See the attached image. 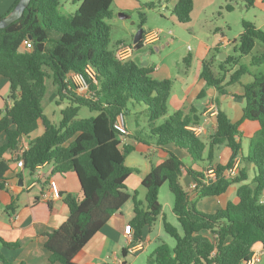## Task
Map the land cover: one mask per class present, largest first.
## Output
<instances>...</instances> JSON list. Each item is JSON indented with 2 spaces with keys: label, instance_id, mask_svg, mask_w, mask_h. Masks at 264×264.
<instances>
[{
  "label": "trees",
  "instance_id": "obj_1",
  "mask_svg": "<svg viewBox=\"0 0 264 264\" xmlns=\"http://www.w3.org/2000/svg\"><path fill=\"white\" fill-rule=\"evenodd\" d=\"M18 1L15 0L4 13L0 12V19L7 16ZM73 1H80L78 8L64 16L59 11L62 0H31L18 20L0 28V76L9 79L13 98L12 105L6 107L0 118V133L8 135L7 143L0 144V189L5 188L6 174L11 169L9 160L5 159L6 153H14L22 137L42 128L43 133L29 141L21 158L13 160L23 159L24 167L30 171L53 161L55 171H75L83 190L81 198L72 193L65 195L69 216L62 225L46 234L45 247L50 256L45 264H81L75 259L77 254L130 199L134 202V216L130 221L132 245L143 243L147 231L162 215L165 231L176 240L174 247L166 242L159 244L149 256L150 264H246L256 245L264 247V72L244 84L242 97L246 104L242 118L233 121L226 112L219 110L216 131L205 142L190 128L199 125V116L183 110L167 116L171 79L156 78L153 65L117 58L115 46L125 41H118L114 47L110 45L112 27L108 19L113 15L114 0ZM246 1L247 6L254 4V0ZM193 7L194 0H178L174 14L181 23H188ZM234 7L232 3L227 4L229 11ZM144 23L142 16L140 28ZM242 26L241 56L251 54L257 40L264 43V29L250 20H243ZM26 38L33 42L30 50L22 49ZM136 47H143L142 39ZM234 60L228 57L222 62V69L229 72L226 64H239V59ZM262 64L264 51L254 55L251 64L240 63L229 83L240 81L249 72V65ZM89 67L95 71V80L87 71ZM72 73L86 78L89 96L79 94L71 86L67 77ZM201 78L225 93L228 84H222V78L212 71L211 62H204ZM48 79L57 87L59 98L69 100L61 109L62 118L58 123L44 110ZM142 103L147 106L150 130L144 134L136 130L132 135L119 132L114 127L118 115L123 112L126 116L134 106ZM57 104L61 102L58 100ZM83 106L97 113L80 117ZM126 136L162 147L173 144L187 150L196 162L212 161L215 148L223 144L230 149L231 156L226 164L213 166L218 176L209 185L202 180L212 166L203 171L186 169L200 184L190 192L180 183L184 162L170 153L144 177L142 184L146 195L143 201L137 192L132 195L127 190L126 180L136 168L126 162L134 150V146L126 142ZM244 138L249 139L247 155L243 154ZM241 158L256 167L251 182H246L249 178L247 167H240L233 180L224 175L225 170ZM166 181L174 194L173 211L182 233L163 214L159 193ZM234 183L239 184L237 202L228 201L214 213L198 207L199 198L221 196ZM193 196L198 199L194 200ZM0 241L10 248L19 247V242H8L1 236ZM127 250L124 248L125 255ZM0 263L25 264L9 260L1 251Z\"/></svg>",
  "mask_w": 264,
  "mask_h": 264
},
{
  "label": "crops",
  "instance_id": "obj_2",
  "mask_svg": "<svg viewBox=\"0 0 264 264\" xmlns=\"http://www.w3.org/2000/svg\"><path fill=\"white\" fill-rule=\"evenodd\" d=\"M14 1L15 0H0V12L4 13L7 11ZM255 1L256 0H254V2ZM257 1H262L264 10V0ZM164 5L166 8L169 7L168 2H165ZM192 13L191 21L182 24H191L193 22ZM176 19L178 20L177 16ZM178 22L181 23L179 20ZM262 28H264V26H262ZM223 41H225L223 37L219 39L218 46L223 44ZM218 46L217 52L221 53V57H223L221 60H226L228 58V54ZM147 47V45H143L142 48H137L134 60L142 65L154 66V64L147 63L143 60V57H140L142 54H139V51ZM138 58H140V62L137 60ZM226 67L228 69V64H226ZM238 68V64L234 63L232 73H234ZM156 70H159V67L155 66V71ZM217 76L220 77V74ZM222 80L223 85L228 84L225 89V93L219 91L215 86L208 85V87L211 88L209 94H205L203 89L200 94L198 93L197 101L192 103L190 106H187L184 110L178 109L183 110L186 114L199 116V125L203 128V134L201 137L205 142H208L211 135L216 131V115L211 114L208 110V103L210 101L215 102L218 105L219 110L226 112L233 121L240 120L243 115L244 106L239 104V101L236 100L243 98L244 84H246V82L244 83L241 79L240 81L229 83L227 76L222 78ZM238 84L240 86L237 88L236 85ZM10 94L11 83L9 79L4 76H0V118L2 117L6 107L11 106L13 103V98ZM230 98L234 99L235 102H233V100H229ZM54 113L55 110H52L51 114ZM49 117L51 118V116ZM127 126L129 127L130 135L134 134L136 130H138L131 128L129 124H127ZM42 133V128L36 129L30 136L22 137L20 145L29 144L31 139L40 136ZM246 140L249 139L246 138ZM7 141V133L1 132L0 144H5ZM126 142L131 143L136 149L144 152V156L146 157L142 162L136 163L137 166L128 164V157L126 159L129 166L136 168V171L133 172L126 180L127 190L132 195L135 192L139 195L141 188L144 187L142 184L144 177L149 173L153 166L163 162L170 155V153L176 154L184 162L180 183L185 189H188V185L193 181L186 169L199 166L198 170L203 171L210 166H215L218 163L226 164L227 162L224 163V152L229 151L231 154L230 149L223 144L216 147L219 148V150L221 149L219 153L220 155L218 154V156H216L217 152L215 148L214 159L212 161L196 162L187 150L179 148L173 144L162 147L156 145L154 142H142L132 138L131 136L127 138ZM205 155L207 157V151ZM13 158H15L13 152L6 153L5 159L9 160L11 169L6 174L8 179L6 181L5 188L0 189V236L8 242H19V247L10 248L0 241V251L9 260L14 262H25V264H45L49 262L50 256L49 250L45 247V242L47 240L46 234L58 228L68 219L69 207L64 200L65 195L72 193L78 198H81L83 196L81 183L77 173L73 170L66 172L55 171V164L53 161L40 165L35 171H30L24 166L19 167ZM238 162L240 167H247L249 178L246 182H251L252 178L256 174L255 165L253 163H247L242 158L239 159ZM251 169L253 172H251ZM251 173H253V175H250ZM52 181H55L57 185L59 190L58 196L52 193ZM237 188V186L235 187L232 184L230 189L221 196H207L205 198L198 199V197H194V195L193 198L194 200L198 199L197 205L200 200L205 199L202 205L203 207L206 208L210 204L211 207L219 209L225 207L228 201H238ZM168 204L177 219V216L173 211L174 202L172 203L169 200ZM163 214L166 218H168L164 206ZM133 216L134 202L130 199L119 211L110 217L104 227H102L77 254L75 257L76 261L81 264H126V255L129 254L130 251L127 250L128 252L125 255L124 248L128 247L129 242L127 233L131 229L130 221ZM158 221L162 222L163 226V215ZM152 230L153 227L147 231V235L145 236V240L143 242V249L155 242ZM256 250H261L262 252L261 260L257 264H264L263 245H256ZM138 251L134 253H138Z\"/></svg>",
  "mask_w": 264,
  "mask_h": 264
},
{
  "label": "rangeland",
  "instance_id": "obj_3",
  "mask_svg": "<svg viewBox=\"0 0 264 264\" xmlns=\"http://www.w3.org/2000/svg\"><path fill=\"white\" fill-rule=\"evenodd\" d=\"M176 1L178 2V0H114L112 4L113 15L111 19H108V23L112 27L111 47H114L120 40H124L126 43H133V39L140 29L142 16L145 19L142 27L146 30L145 32L160 31L158 43L147 45L148 47L141 49L139 54H142L140 57H143V60L147 63L154 64V67H159V70L154 72L156 78H169L173 81L168 100L167 116L178 109L184 110L187 106L197 101V95L203 89L205 94H209L211 88L201 78L205 61L211 62V69L216 75L220 74L222 78L227 76L228 81L231 80L234 63L232 65L228 64L229 72L222 69L221 65L224 60L222 61L220 58L221 53L217 52L219 39L223 37L225 41L218 47L224 50L228 57L235 60L239 59L238 66L240 63L251 64L252 57L260 55L264 51V43L261 40L256 41L251 54L241 56L239 51V36L243 30V20L253 21L259 28L264 29L262 28L264 26L262 1L256 0L252 6H247L246 0H195L192 13L193 22L191 24H182L176 19L174 14ZM165 2L169 3L168 8L165 7ZM150 3L154 5L151 7L148 5ZM228 3H232L235 6L233 10L229 11L227 9ZM79 4L80 1L62 0L59 7L60 14L68 16L74 13ZM49 45L52 44L49 43ZM115 48L117 47L115 46ZM136 50L131 58L133 60L135 59ZM137 60L140 62V58ZM261 72H264V64L249 65V72L244 74L241 79L244 83H248L254 79L255 75H259ZM239 86V84L236 85L237 88ZM48 88L47 95L43 101L44 110L54 122H58L62 118L61 109L69 104V100L67 98L62 100L59 98L57 87L53 84L52 79H48ZM58 100L61 104H57ZM229 100L235 102L234 99L230 98ZM236 101H239V104L243 106L246 104L245 98H239ZM52 110H55L54 114H51ZM96 113L83 106L79 116L90 117ZM126 123L131 128L141 131L142 134L147 132L150 129L147 106L143 103L134 106L126 115ZM202 134L200 135L202 136ZM128 137L126 136V140ZM248 148L249 140L244 138V154L248 153ZM220 151L221 149L216 148V156H218ZM230 156L229 151L224 152V163L229 161ZM145 158L144 152L139 151L134 146V150L129 154L127 162L132 166H137L136 163L142 162ZM198 167L194 166V169L199 171ZM251 172H253L252 169ZM250 175H253V173ZM233 185L238 187V183ZM145 195L146 188L142 187L138 198L144 201ZM159 199L166 210L167 220L182 233V227L168 204L169 200L172 203L174 202V194L167 181L160 188ZM204 200L202 199L198 202V207L207 213H214L217 208L211 207L210 204L206 208L203 207ZM158 220L152 226L155 242L148 245L145 249L139 250L138 253L130 252L127 254L126 264H150L149 256L153 254L154 249L159 244L166 242L172 247L175 246V238L165 231L162 222Z\"/></svg>",
  "mask_w": 264,
  "mask_h": 264
},
{
  "label": "built area",
  "instance_id": "obj_4",
  "mask_svg": "<svg viewBox=\"0 0 264 264\" xmlns=\"http://www.w3.org/2000/svg\"><path fill=\"white\" fill-rule=\"evenodd\" d=\"M141 39L143 41V45H152L155 42L160 40V31H153V32H148V33L144 32ZM32 48H33L32 40L30 38L24 39L23 44H22V49L30 50ZM136 49H137L136 43L134 42L133 43H126V42L120 43L116 48V56L120 60L131 59ZM87 71L89 75L95 80V71L91 67H89ZM67 80L71 83V86H74L75 91H77L79 94L89 96V91H88L89 83L83 75L78 74V73H72L67 77ZM208 110L211 112V114L217 115L219 112V107L215 102L210 101L208 103ZM114 127L124 135L130 134L129 129L127 127V123H126V116L123 112L118 115L116 122L114 123ZM190 128H192L195 131V133L199 135L202 134L203 132V128L200 125L190 126ZM27 149H28V144L27 145L21 144L19 146V149H17L14 152L15 158H21L22 154ZM17 165L19 167H23L24 166L23 159H19L17 162ZM239 169H240V165H239V162L237 161L234 166L227 168L225 170L224 175L226 178L233 180L236 176H238ZM217 176H218L217 170L215 167L212 166L205 172L202 182L203 184L209 185L217 179ZM199 187H200L199 182L196 180H193L188 185L187 190L190 192H193ZM51 188H52V193L58 196L59 190L57 188L55 181L51 182ZM131 231H132V228L127 233L128 242H129L127 248H128V251L134 253L138 250H142L144 243H137L136 245H132L133 236H132ZM261 255H262L261 250H255L251 258L247 261L246 264H257L261 260Z\"/></svg>",
  "mask_w": 264,
  "mask_h": 264
},
{
  "label": "water",
  "instance_id": "obj_5",
  "mask_svg": "<svg viewBox=\"0 0 264 264\" xmlns=\"http://www.w3.org/2000/svg\"><path fill=\"white\" fill-rule=\"evenodd\" d=\"M31 0H19L15 8L4 18L0 19V28H5L18 20L23 14L25 9L29 6ZM144 29L140 28L134 37V43L141 40ZM221 59L223 57H220Z\"/></svg>",
  "mask_w": 264,
  "mask_h": 264
}]
</instances>
